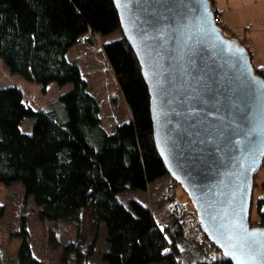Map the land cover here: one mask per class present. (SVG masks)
<instances>
[{
    "label": "trees",
    "instance_id": "obj_1",
    "mask_svg": "<svg viewBox=\"0 0 264 264\" xmlns=\"http://www.w3.org/2000/svg\"><path fill=\"white\" fill-rule=\"evenodd\" d=\"M208 1L225 35L213 0ZM118 30L112 0H0V59L7 70L39 85L42 92L49 84L69 86L48 111L34 110L19 88L0 87V183L19 184L24 200L32 199L38 208L40 222L76 229L75 240L61 246L50 235L51 250L61 252L60 264H93L100 225L108 245L101 254L104 264H182L181 247L200 252L205 246L215 257L192 264H232L205 236L199 247H189L176 240L171 225L161 228L150 208L133 199L126 204L119 200L126 192H146L168 176L155 149L150 96L138 61L123 37L102 45L130 112L129 121L108 133L101 126L99 103L77 63L67 58L83 36L89 34L87 41L93 44L94 35ZM253 69L264 80L263 70ZM59 105L61 111L55 108ZM26 118L35 120L29 135L20 129ZM261 187L263 196L255 203L252 198L251 211L255 206L258 219L252 222L249 216L250 227L264 228V184ZM5 210L0 204V219ZM85 215L95 228L87 244L79 235ZM12 236L20 240L16 264H43L32 253L24 215Z\"/></svg>",
    "mask_w": 264,
    "mask_h": 264
},
{
    "label": "water",
    "instance_id": "obj_2",
    "mask_svg": "<svg viewBox=\"0 0 264 264\" xmlns=\"http://www.w3.org/2000/svg\"><path fill=\"white\" fill-rule=\"evenodd\" d=\"M150 96L152 136L203 235L232 264H264L250 227L264 160V80L208 0H112Z\"/></svg>",
    "mask_w": 264,
    "mask_h": 264
},
{
    "label": "rangeland",
    "instance_id": "obj_3",
    "mask_svg": "<svg viewBox=\"0 0 264 264\" xmlns=\"http://www.w3.org/2000/svg\"><path fill=\"white\" fill-rule=\"evenodd\" d=\"M258 1V0H256ZM259 5V4H258ZM225 36L230 38L231 33L226 29ZM89 34L83 36L80 44L75 46L67 54L68 60L77 63L82 78L87 83L88 91L94 96L100 107L101 126L108 132L112 133L116 125L127 122L130 119V112L123 96L120 93L116 79L109 67V64L102 51V45L116 41L122 37L121 31H115L112 34L102 36L94 35V43L89 44L87 38ZM0 87H17L19 88L26 101L34 110L48 111L51 106L58 100L59 94L69 89L65 86L60 89L55 84H49L42 92L41 87L23 79L21 76L11 74L3 61L0 59ZM61 111V106H55ZM35 123L33 118H26L20 124V129L24 134H31L32 127ZM1 138V132H0ZM255 187L253 189V200L263 196L262 185L264 184V160L260 170L254 176ZM172 196L174 198H172ZM171 197V198H170ZM130 199L138 201L142 205L151 209L155 220L163 225L170 226V232L177 234V239L188 238V233L183 231L175 232L174 226L177 218L171 205L174 202L181 204L184 210V218L188 220L193 229L198 227V221L189 202L187 194L178 185L170 182V177L166 176L161 180L147 187L146 192H126L119 196V200L124 204ZM0 204L4 205L6 210L2 219H0V262L1 264H16V253L20 245V240L12 236L18 229L19 218L24 215L27 218L28 231L31 236V249L33 255L41 260L43 264H60V250H51L50 235L53 234L54 241L60 246L76 238V229L63 223L51 224L40 222L37 218L38 208L34 205L32 199L27 202L23 197V190L19 184L5 186L0 183ZM252 222H255L257 214L255 206L250 214ZM94 226L88 217L84 216L80 236L84 244L91 241L94 236ZM200 243L204 241V235L200 231ZM105 231L102 225L98 228L95 254L90 259L93 264H104L101 262V254L107 249V243L104 240ZM200 244V245H201ZM192 247L191 245H187ZM199 247V246H197ZM201 251L193 252L187 248L181 247L180 259L182 264H192L195 261L213 259L216 252L208 247H201ZM202 252V253H201ZM165 264V263H161Z\"/></svg>",
    "mask_w": 264,
    "mask_h": 264
},
{
    "label": "crops",
    "instance_id": "obj_4",
    "mask_svg": "<svg viewBox=\"0 0 264 264\" xmlns=\"http://www.w3.org/2000/svg\"><path fill=\"white\" fill-rule=\"evenodd\" d=\"M213 2L220 24L234 35L235 39L244 43L250 52L252 66L255 69H262L264 77V0H213ZM79 44L80 42L75 46Z\"/></svg>",
    "mask_w": 264,
    "mask_h": 264
},
{
    "label": "built area",
    "instance_id": "obj_5",
    "mask_svg": "<svg viewBox=\"0 0 264 264\" xmlns=\"http://www.w3.org/2000/svg\"><path fill=\"white\" fill-rule=\"evenodd\" d=\"M172 211H174V215L177 218L176 224L174 226L175 232L183 231L185 233H188V238H180L179 240H183L185 244H189L193 246V248L200 246V227L198 224V227L196 229H193L192 224L184 218V210L178 202H174L171 205ZM161 228H164L163 225H161Z\"/></svg>",
    "mask_w": 264,
    "mask_h": 264
}]
</instances>
